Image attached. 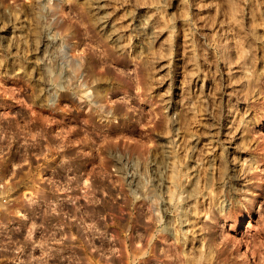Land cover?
<instances>
[{
	"label": "rangeland",
	"instance_id": "1",
	"mask_svg": "<svg viewBox=\"0 0 264 264\" xmlns=\"http://www.w3.org/2000/svg\"><path fill=\"white\" fill-rule=\"evenodd\" d=\"M33 207L98 264H264V0H0V264L62 252Z\"/></svg>",
	"mask_w": 264,
	"mask_h": 264
},
{
	"label": "built area",
	"instance_id": "2",
	"mask_svg": "<svg viewBox=\"0 0 264 264\" xmlns=\"http://www.w3.org/2000/svg\"><path fill=\"white\" fill-rule=\"evenodd\" d=\"M5 202V200L3 201ZM28 207H19V213L22 221H26L30 218L28 214ZM74 208L80 210L77 215H74ZM83 207H33L34 212L33 216L35 219L39 220V227H48L50 229L49 238H48V247L56 249V245L64 243L62 248L58 246V249H61L62 252L56 253L55 250L48 249L44 253V248H41L38 244L33 246L34 250L36 247L37 252H34L31 256L21 255L18 259L17 264H51L56 256L57 260L62 261L61 264H70L69 258L72 254L70 248H66L67 243L71 242L73 239L71 236V231L69 230L71 226L75 225L80 228V231L75 234L77 239L83 244L87 243L89 239L97 238L96 234H92L90 231H87V220H85L83 213L81 212ZM84 217V218H83ZM62 229V234L57 236V230ZM43 249V250H42ZM56 253V254H55ZM119 254V252H118Z\"/></svg>",
	"mask_w": 264,
	"mask_h": 264
},
{
	"label": "crops",
	"instance_id": "3",
	"mask_svg": "<svg viewBox=\"0 0 264 264\" xmlns=\"http://www.w3.org/2000/svg\"><path fill=\"white\" fill-rule=\"evenodd\" d=\"M66 246H67L66 248H70L69 243ZM82 248L85 250L84 251L78 250L74 254L72 252L68 262L70 264H98L96 257L92 253L93 252L92 248L88 247L86 242H84V246ZM118 252L119 254L117 255ZM117 253L115 254V256H119L120 254H123L122 249L120 248V250H118ZM109 264H116V263L113 261L110 262Z\"/></svg>",
	"mask_w": 264,
	"mask_h": 264
},
{
	"label": "bare ground",
	"instance_id": "4",
	"mask_svg": "<svg viewBox=\"0 0 264 264\" xmlns=\"http://www.w3.org/2000/svg\"><path fill=\"white\" fill-rule=\"evenodd\" d=\"M244 170V169H243ZM243 173V172H242ZM31 255V254H30ZM263 256V255H262Z\"/></svg>",
	"mask_w": 264,
	"mask_h": 264
}]
</instances>
